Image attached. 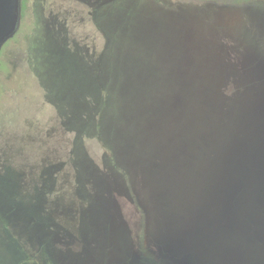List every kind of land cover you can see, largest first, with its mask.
<instances>
[{"label": "rangeland", "instance_id": "1", "mask_svg": "<svg viewBox=\"0 0 264 264\" xmlns=\"http://www.w3.org/2000/svg\"><path fill=\"white\" fill-rule=\"evenodd\" d=\"M106 2L21 0L0 48V264H264V195L240 197L223 218L213 210L205 223L184 221L185 209L118 175L106 144L83 131L98 96L92 56L106 47L94 16ZM128 8L130 19L104 18L114 87L120 59L165 21L199 75L210 60L219 73L264 80V0H139L118 10ZM114 95L105 116L122 110Z\"/></svg>", "mask_w": 264, "mask_h": 264}, {"label": "trees", "instance_id": "2", "mask_svg": "<svg viewBox=\"0 0 264 264\" xmlns=\"http://www.w3.org/2000/svg\"><path fill=\"white\" fill-rule=\"evenodd\" d=\"M137 1L107 0L95 12L94 22L105 33L106 47L100 59L92 56L98 96L91 100L90 128L83 131L106 144L118 175L135 177L141 191L160 193L163 205L185 209L184 221L201 216L205 223L213 210L226 217L230 207L241 206L240 197L255 195L260 200L264 80L237 78L230 69L219 73L210 60L199 68V75L192 67L196 56L176 49L181 40L174 41L172 24L165 21L150 24L142 34V49L125 61L120 59L122 83L114 87L106 63L112 37L104 18L117 20L119 11L122 18H132L131 8L125 13L118 7ZM218 81L224 82L220 96ZM113 90L122 110L105 116L102 110L110 105ZM189 106L194 114L188 112ZM189 116L193 119L188 125ZM114 171L109 170V175L115 176Z\"/></svg>", "mask_w": 264, "mask_h": 264}, {"label": "water", "instance_id": "3", "mask_svg": "<svg viewBox=\"0 0 264 264\" xmlns=\"http://www.w3.org/2000/svg\"><path fill=\"white\" fill-rule=\"evenodd\" d=\"M21 18V0H0V48L5 41H7L17 30ZM224 82H217L216 93L221 95L220 87ZM220 88V89H219ZM189 109V110H188ZM189 113H193L194 108L189 106ZM208 113L205 109L203 114ZM194 114V113H193ZM192 119L188 117V125L191 124Z\"/></svg>", "mask_w": 264, "mask_h": 264}]
</instances>
